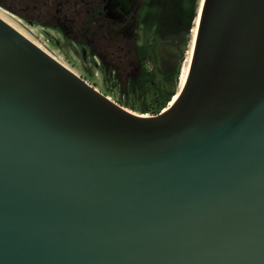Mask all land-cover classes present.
<instances>
[{"label":"water","instance_id":"95a60500","mask_svg":"<svg viewBox=\"0 0 264 264\" xmlns=\"http://www.w3.org/2000/svg\"><path fill=\"white\" fill-rule=\"evenodd\" d=\"M0 264H264V0L204 1L153 116L0 17Z\"/></svg>","mask_w":264,"mask_h":264},{"label":"rangeland","instance_id":"374dc122","mask_svg":"<svg viewBox=\"0 0 264 264\" xmlns=\"http://www.w3.org/2000/svg\"><path fill=\"white\" fill-rule=\"evenodd\" d=\"M27 1L0 0V16L62 64L126 109L136 114L153 116V112L144 113V110L149 107L154 108L155 101L159 97L172 93L178 87L181 89L182 74L190 59L193 46L191 42H187L183 29L175 30L168 26L161 28L162 61L158 69V76L164 81L165 87L160 92L147 73L152 69L150 65L144 69L139 68L135 77L129 80L124 77L123 81L116 70L104 67L101 58L93 54L88 44H80L79 40L68 38L57 27L61 22L56 17L60 14L57 4L65 3L64 0H50L51 3L44 0L46 2H43V6H39L38 9H34L31 1ZM142 1L109 0L105 7V16L108 19L131 27L128 40L132 45L138 37L143 43L151 35L139 20ZM134 61L133 55L125 57L123 63L125 69L128 67V62Z\"/></svg>","mask_w":264,"mask_h":264},{"label":"trees","instance_id":"16d2710c","mask_svg":"<svg viewBox=\"0 0 264 264\" xmlns=\"http://www.w3.org/2000/svg\"><path fill=\"white\" fill-rule=\"evenodd\" d=\"M107 0H70L59 8L56 17L57 25L68 38L78 43L88 44L93 54L100 57L104 67L117 71L120 79H132L139 68L148 65V75L158 90L163 91L165 83L159 79L158 69L162 61L160 41L161 28L168 26L175 30H184L187 42L193 44L194 29L200 15L202 0H143L139 11V20L151 35L143 43L138 37L133 45L130 44L131 27L114 22L104 14ZM72 13V14H71ZM128 55L135 57L134 62H128L125 69L124 59ZM180 87L172 93L159 97L155 106L146 108L144 113L160 114L179 93Z\"/></svg>","mask_w":264,"mask_h":264},{"label":"bare ground","instance_id":"6f19581e","mask_svg":"<svg viewBox=\"0 0 264 264\" xmlns=\"http://www.w3.org/2000/svg\"><path fill=\"white\" fill-rule=\"evenodd\" d=\"M204 1L205 0H202V5H201V10H200V15L196 21V26H195V29H194V40H193V46H192V49H191V52H190V59L188 61V64L186 65V68L184 69L183 71V74H182V79H181V89L182 87L184 86L186 80H187V76H188V73H189V69H190V65H191V60H192V56H193V51H194V47H195V42H196V37H197V32H198V26H199V22H200V17H201V12H202V8H203V4H204ZM1 17V16H0ZM2 18V17H1ZM3 19V18H2ZM6 21V20H5ZM9 23V22H8ZM39 45V44H38ZM180 89V91H181ZM179 91V92H180ZM178 95L179 93L174 97L173 101L170 103L173 104L175 102V100L178 98Z\"/></svg>","mask_w":264,"mask_h":264},{"label":"flooded vegetation","instance_id":"af4514ba","mask_svg":"<svg viewBox=\"0 0 264 264\" xmlns=\"http://www.w3.org/2000/svg\"><path fill=\"white\" fill-rule=\"evenodd\" d=\"M29 1H31L30 3H31V5H32V7L34 8V9H38V7L39 6H43V2L45 3L46 1H44V0H28L27 2H29ZM59 1H62V0H59ZM65 1V3L63 2H59L60 4L59 5H62V6H64V5H66L68 2H70V0H64ZM72 1V0H71ZM85 1V0H84ZM23 2V1H22ZM47 2H50V0H47ZM53 2V1H52ZM51 3V2H50ZM108 3H109V0H107L106 1V4H105V7L108 5ZM58 4H57V8H58V10H59V8H60V6H59ZM61 6V7H62ZM105 7H104V9H103V11H104V14H105ZM1 8V7H0ZM49 9V8H48ZM7 12V11H6ZM8 13V12H7ZM61 31H62V29L61 28H59ZM63 32V31H62ZM64 33V32H63ZM65 34V33H64Z\"/></svg>","mask_w":264,"mask_h":264}]
</instances>
